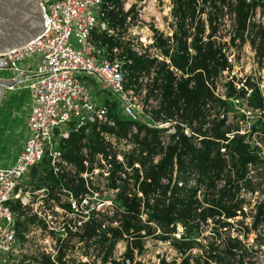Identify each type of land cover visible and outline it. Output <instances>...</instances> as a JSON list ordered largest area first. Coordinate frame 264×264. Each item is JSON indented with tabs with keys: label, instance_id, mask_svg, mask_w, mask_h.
I'll return each instance as SVG.
<instances>
[{
	"label": "built area",
	"instance_id": "2783aa9c",
	"mask_svg": "<svg viewBox=\"0 0 264 264\" xmlns=\"http://www.w3.org/2000/svg\"><path fill=\"white\" fill-rule=\"evenodd\" d=\"M234 1H215L210 4L209 0H193L195 11L199 8L202 10L199 13L203 22L201 40H211L222 52L226 62V66L212 79L210 88L215 95L224 98V82L232 81L234 91L228 99L242 116L233 117L237 128L231 129L226 135L250 132L249 142L257 134L264 144V0L250 9L240 32L236 31L235 14L231 7ZM103 3L107 7L112 6L109 0H39L42 16L47 21L42 31L25 44L0 53V69L9 68L15 72L9 80H29V107L24 119L28 135L16 159L0 166V264H68V253L77 243L83 248L84 257L95 250L93 257H97L100 263V256L96 253L98 247L91 241L92 238L88 239L87 248L84 238H79L80 226L89 217L97 216L103 210L110 211L116 205L117 187L107 183L112 161L119 164L114 170L115 183L123 177L129 179L131 166L126 163L125 155L137 148V143L129 132L117 137L113 132L99 129L102 124H114L112 117L107 114L110 103L103 102V99L93 102L78 71L94 74L100 90L110 93L108 100L117 101L121 114L149 126L168 125L167 132L174 130L171 122L155 121L150 113V107L157 100L151 95L146 97V94L157 65L153 62L147 72L137 75V87V82L125 86L124 63L129 59L122 52V48L127 47L138 55L168 62L159 47L154 45V38L160 36L171 43L172 34L179 32L182 19L180 12L173 9L174 0H119V8L125 15L122 24L116 26H111L106 18L101 17ZM212 6L218 11H213ZM208 11H211V24L214 26L210 34ZM189 20L187 16L183 21L187 29L192 31ZM93 30L102 31L117 42L110 46L101 44L92 35ZM186 39L188 41L190 36ZM259 69L262 74L258 81L254 70L259 73ZM247 80L254 82L258 88L262 97L261 105L250 103L251 86L246 83ZM152 91L155 93L156 88H152ZM205 105L209 107L206 118L214 117L213 107L208 102ZM222 115L218 113V116ZM230 118L232 114L228 112L226 121ZM89 124L98 130L107 153L106 156L98 151L90 154L82 137L78 153L83 168L77 171L74 164L62 156L57 145L61 138L68 137L70 132L80 127L87 132ZM252 124L256 125V130L250 131ZM207 126L208 121L203 123V127ZM134 131L132 127L131 132ZM183 132L189 135L187 127L183 128ZM253 145L258 146L257 152L264 157L262 144L254 140ZM141 153L144 154V151ZM42 159L54 175L81 177L83 189L74 194L61 183V177L52 190L45 185L34 186V181L24 180L30 167L39 164ZM131 164L138 167L140 173L138 162L132 161ZM239 191L240 195L244 191L249 194L252 192L243 187ZM262 196L261 193L257 200ZM12 202H17L18 207L12 208ZM244 207L243 203V210ZM25 217H31L32 220L26 221L23 228L18 229L17 222ZM59 217L61 219L57 220ZM56 220L57 225H54ZM63 244L66 247L62 248L64 253L58 260V250ZM262 244L264 242L258 246L262 247ZM245 245L248 246L247 243ZM82 262L88 264L87 260H81L78 264Z\"/></svg>",
	"mask_w": 264,
	"mask_h": 264
},
{
	"label": "trees",
	"instance_id": "16d2710c",
	"mask_svg": "<svg viewBox=\"0 0 264 264\" xmlns=\"http://www.w3.org/2000/svg\"><path fill=\"white\" fill-rule=\"evenodd\" d=\"M109 1L111 7L101 4V17L106 18L111 26L122 24L125 12L119 8V0ZM215 1L224 2L209 0L210 4ZM258 3L261 4V0H235L231 5L237 32L244 28L250 9ZM213 8V11H218L216 7ZM173 9L180 12L182 19L179 34H172L171 43L160 36L154 38V45L159 47L168 62L138 55L127 47H123L122 52L129 59L124 63L125 86L137 82V87V75L147 72L153 62L157 65L146 94V97L151 95L157 100L150 107V113L155 121L171 122L174 130L164 133L168 125L149 126L127 117L121 114L117 101L103 98V102L110 103L107 114L112 117L114 124H102L99 129L113 132L117 137L129 132L137 148L125 155L126 163L131 166L129 179L123 177L115 183L114 170L119 164L112 161L107 183L117 187L116 205L110 211L103 210L97 216L89 217L80 226L78 236L84 238L86 248L88 239L92 238L91 241L98 247L96 253L100 256L101 264H141L136 256L143 251L146 237L167 241L176 253L167 259L161 256L149 264H246L247 260L251 261V249L241 242L242 239L253 231V243L264 242L263 234L256 230L259 223L264 221V188L261 189L263 196L256 200L249 214V222L238 218L246 214L242 209L245 198L239 190L242 187L251 191L255 189L256 184L249 170L251 167L264 170V157L257 152L258 146L248 141L250 132L226 135L231 129L237 128L233 117L242 114L233 108L228 99L234 91L231 80L224 82V98L211 90L212 79L226 66V62L222 52L211 40H201V8L196 12L193 0H174ZM210 12H207L208 34L214 30ZM187 16L190 17L192 31L187 29L183 21ZM92 35L108 46L117 42L102 31L93 30ZM188 36L190 39L187 41ZM246 83L251 86L250 103L261 105L262 97L254 82L247 80ZM152 88H156L155 93ZM207 102L215 111V116L210 119L206 118L209 109L205 105ZM228 112H231L232 118L226 121ZM218 113L223 115L218 116ZM206 121L208 126L203 127ZM255 126L252 124L250 131L256 130ZM132 127L135 128L134 132H131ZM184 127H187L189 135L183 132ZM82 137L90 154L98 151L106 156L107 153L93 124H89L87 132L83 131V127L70 132L68 137L61 138L57 146L62 156L71 161L77 171L83 168L78 153ZM132 161L138 162L140 173L138 167L132 166ZM29 172L34 176V186L45 185L52 190L61 177V183L74 194L83 189L81 177L54 175L44 159L31 166ZM10 206L17 208L18 203L12 202ZM230 219L239 223L238 228H233V233L229 232L233 225ZM28 220L32 218L25 217L18 221V229L23 228ZM205 224H210L212 231L205 235L209 239L203 244L200 241L203 235L200 233ZM18 236L21 234L18 233ZM119 240L123 241V249L115 257L113 249ZM63 247L66 244L59 248L58 260L64 253Z\"/></svg>",
	"mask_w": 264,
	"mask_h": 264
},
{
	"label": "rangeland",
	"instance_id": "374dc122",
	"mask_svg": "<svg viewBox=\"0 0 264 264\" xmlns=\"http://www.w3.org/2000/svg\"><path fill=\"white\" fill-rule=\"evenodd\" d=\"M71 41L72 38H70ZM75 46V44L73 43ZM257 71L254 70V75L258 77V81L260 80V76L262 72L260 69ZM78 76L83 82V84L86 86L88 90V95L90 99L93 102L101 101L103 98L107 97L110 98V93L106 90H100L99 81L97 77L92 73H86L85 71H78ZM15 75V72L12 69L9 68H1L0 69V78H9L10 76ZM29 80H20L15 82L14 84L17 85V90L13 91L10 98L9 95L6 94L7 91H5L6 88H4V93H2V100L0 103L2 104V110L0 112L6 114L7 112L13 110H16V113L19 116H22L25 108L28 106L29 103V95H28V84ZM13 84V85H14ZM0 104V108H1ZM8 117H0V166H5L11 162H13L16 157L17 153L20 150V147L25 141V138L28 135V130L25 127V129H22L21 123H16L13 126L12 131L6 132L4 130L5 120H7ZM18 118L16 117V121ZM2 132V135H1ZM167 130L164 132L166 133ZM254 140H256L258 143L262 144V154L264 155V144L260 141V136L257 134H254V138L252 139V143H254ZM39 168V167H38ZM249 173L252 175V181L255 185L256 192L252 191L250 194L247 193V191H244L242 195L245 197L244 200V211L246 214L244 216H238V218L242 219L243 222H249L250 220V212H252V204L255 200L259 198L261 195V189L264 188V170L262 168H252L249 170ZM24 180L28 182L34 181V176L31 175L29 171H27ZM202 186V185H201ZM201 193V192H200ZM199 193V195H200ZM98 198V196H96ZM104 199V198H103ZM92 200H94L92 198ZM250 209V210H249ZM61 217H59L57 220H60ZM57 220L54 222V225H57ZM230 221L233 223L231 229L232 233L235 232L234 227L238 228L239 223L236 224V221L234 219H230ZM248 225V223H247ZM258 232L260 231L264 236V221L259 223L257 229ZM212 228L210 224H205L201 228V235L203 237L200 238V241L204 244L207 242V239L205 235L211 234ZM256 232V231H255ZM241 237L240 235H238ZM247 237L242 239L241 242L247 243L248 247L251 249V261L247 260L246 264H264V244L261 247V245L258 246L259 243L254 244L252 239L254 236V232H249L246 235ZM242 238V237H241ZM37 239V238H36ZM75 238L72 239L74 241ZM35 241V239H34ZM75 242V241H74ZM257 246V247H256ZM83 249V248H82ZM82 249L79 247V243L75 244L73 248L70 249L68 253L67 263L68 264H78L81 260L88 261V264H100L97 257H93L95 250L91 251L90 254L86 257L82 255ZM123 249V241L119 240L115 243V247L113 250V254L115 256H119L121 251ZM201 252V251H199ZM176 253L173 250V248L169 245L167 241L157 240L152 237H146L144 240V249L140 254H137V258L140 259L141 264H149L151 262H155L158 260L159 257L163 256L165 259L169 258L170 256H175ZM86 258V259H84ZM108 264V263H105Z\"/></svg>",
	"mask_w": 264,
	"mask_h": 264
},
{
	"label": "water",
	"instance_id": "95a60500",
	"mask_svg": "<svg viewBox=\"0 0 264 264\" xmlns=\"http://www.w3.org/2000/svg\"><path fill=\"white\" fill-rule=\"evenodd\" d=\"M46 23L39 0H0V53L30 41ZM21 79L0 78V97L4 88Z\"/></svg>",
	"mask_w": 264,
	"mask_h": 264
},
{
	"label": "crops",
	"instance_id": "0c3cea01",
	"mask_svg": "<svg viewBox=\"0 0 264 264\" xmlns=\"http://www.w3.org/2000/svg\"><path fill=\"white\" fill-rule=\"evenodd\" d=\"M10 77H11V76H10ZM10 77L7 78V79L9 80ZM21 80H26V79L24 78V79H21ZM27 80H28V78H27ZM19 81H20V80H19ZM16 86H17V85L14 84V85H12V87H7V88L5 89V91H7L6 94L9 95V98H10L12 92L15 91V90H17V87H16ZM5 91H4V92H5ZM4 92H3V93H4ZM2 95H3V94H2ZM2 95H1L0 99H2ZM1 101H2V100H0V102H1ZM0 104H1V103H0ZM28 107H29V103H28V106L25 108V110H24L22 116H19V115L16 113V110H15V109L13 110V108L11 109V111L7 112L6 114H4L6 111H4V113H1V114H0V117H5V116L8 117V119L5 120V125H6V126L4 127V130H5L6 132H10V131H12L13 126H14L16 123H21V124H22L21 128H22V129H25L26 126H25V121H24V119H25V116H26V114H27ZM2 109H3V108H2V104H1L0 112H1ZM16 117L18 118L17 121H16ZM1 135H2V132H1Z\"/></svg>",
	"mask_w": 264,
	"mask_h": 264
}]
</instances>
